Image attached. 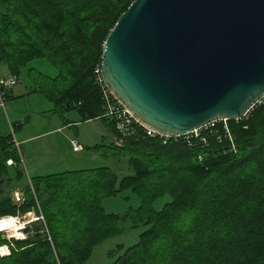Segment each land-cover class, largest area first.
<instances>
[{"label": "trees", "instance_id": "16d2710c", "mask_svg": "<svg viewBox=\"0 0 264 264\" xmlns=\"http://www.w3.org/2000/svg\"><path fill=\"white\" fill-rule=\"evenodd\" d=\"M131 1L0 0V64L19 80L35 69L29 62L48 59L56 76L39 72L63 83L48 95L64 110L100 116L95 67ZM103 120L118 136L115 122ZM203 128L167 141L136 129L121 146H95L125 160L123 176L109 166L27 176L15 137L0 134V218L31 210L44 216L25 239L0 235V246L11 250L0 264H85L125 222L146 229L110 264H264V97L247 117ZM17 184L24 188H16L24 192L21 204L13 200L16 189L7 190ZM130 190L140 198L137 207L120 214L103 206V198Z\"/></svg>", "mask_w": 264, "mask_h": 264}, {"label": "water", "instance_id": "95a60500", "mask_svg": "<svg viewBox=\"0 0 264 264\" xmlns=\"http://www.w3.org/2000/svg\"><path fill=\"white\" fill-rule=\"evenodd\" d=\"M101 67L112 93L160 133L240 119L264 97V0H132Z\"/></svg>", "mask_w": 264, "mask_h": 264}, {"label": "rangeland", "instance_id": "374dc122", "mask_svg": "<svg viewBox=\"0 0 264 264\" xmlns=\"http://www.w3.org/2000/svg\"><path fill=\"white\" fill-rule=\"evenodd\" d=\"M29 65L34 66L35 69H26L21 74V77L19 78L18 83L14 86V88H11L5 92L6 100L4 103H2V100L0 98V134H12L13 137L17 138V133L19 135L24 132L30 133L33 131L35 133H39L41 131L49 129L50 127H53L58 118L61 119L60 115L57 113H52L51 109L54 106L58 109L62 107L60 105H57V103H55V100L51 99V95L48 94H51L50 91L56 93L58 89L63 87V83L61 81L55 82L47 79L42 76L41 72H39L42 71L49 74L50 77H55L58 73L56 67L52 65L48 59L42 57L32 60L31 62H29ZM3 70H7V68L5 64H0V72ZM37 88H40V90H36ZM46 95H48L50 99ZM65 111L66 110H64L63 112ZM2 112L4 113L2 114ZM65 116L74 119L79 118L77 111L73 110L69 113L67 112ZM35 120L37 123V127L34 130L33 121ZM20 122H22L24 125H22L23 127L21 130H18L16 128L17 133H15L16 131L14 129L12 130L10 123L18 124ZM27 123L30 124V127H27ZM68 132L72 135L73 139L75 138L83 146L94 145L103 142H115L114 137L112 139L109 138L112 131L105 121L80 122L72 125V127L68 129ZM47 138L48 136L46 135L42 140H37L32 146L42 144L47 147L50 146L51 143H55L54 139ZM19 151L21 155V167L25 170L27 176H34L33 172L28 169V163H30V159L29 156L24 153L21 142ZM45 161L46 159H41L34 162H37L39 164ZM72 165V169H88L101 166H109L119 176L129 174V171H127L126 169L125 160L113 157V155L107 152V150H105V147L103 146H101L97 150L86 148L72 160ZM10 171L11 173H15V167H10ZM20 184L7 187V190L11 189L10 192H12L13 189H16L18 186H20L22 189L23 185ZM167 200H169L168 196L156 201V208H161ZM102 204L109 212L124 214L129 208L137 207L140 204V198L130 190L124 191L117 195L105 197L103 198ZM34 212L36 216L40 215L37 213V211L34 210ZM19 216L21 220L19 221V223L21 224L20 235L14 236L7 231H0V235L2 237L11 241V239L13 238L25 239L27 236L33 233V231H30L28 233V230L32 226V224L39 222L38 220H35V216L28 215V212H26L25 214H20ZM27 221H29L28 224L25 223ZM123 226L124 230L122 231V233L117 236L108 238L98 244L94 248L91 257L85 264L112 263L120 254L123 253L125 248L138 242L140 234L146 229L144 225H139L137 227L131 228L129 227L128 222L123 223ZM0 248V255H9L11 252L9 244L0 246Z\"/></svg>", "mask_w": 264, "mask_h": 264}, {"label": "crops", "instance_id": "0c3cea01", "mask_svg": "<svg viewBox=\"0 0 264 264\" xmlns=\"http://www.w3.org/2000/svg\"><path fill=\"white\" fill-rule=\"evenodd\" d=\"M9 72L8 70H3L0 72L2 73H7ZM14 88V87H13ZM12 88V89H13ZM36 90H40V88H37ZM14 92V91H13ZM48 98L49 96L46 95ZM50 99V98H49ZM52 100H55L51 96ZM51 100V101H52ZM55 103H58L59 101L56 99ZM1 108V105H0ZM77 111V114L79 118H70L66 117L65 114L70 111ZM52 113H57L60 115L61 119L58 118L57 122L53 127H50L49 129H46L44 131H41L39 133L30 132H24L21 133L20 135L17 133L16 128L18 130L22 129V125H24L22 122L20 123H10L12 130L15 127V133H17V138L15 137V140L18 141L19 143L21 142V145L23 147L24 153L29 156L30 163H28V169H30L34 176H39V175H48V174H54V173H59L67 170H77V169H72V160L79 155L82 151H84L86 148H91L94 150H97L95 146L105 144L103 143H97L94 145H87L83 146V149L79 151H75L72 149V145L70 140H72V135L68 132V129L72 127V125L80 123V122H87V121H105L103 120V117L101 116H96V117H88V115H82L77 108H69L68 110L66 109L65 112L64 108H57L53 107L51 109ZM4 112H2L3 114ZM106 124L109 125L112 133L109 136L110 139L113 137L115 138L116 135L115 131L111 125V123H108L109 121H105ZM13 125V126H12ZM27 127H30V124L27 123ZM33 129L35 130L37 127L36 120L33 121ZM48 136L47 139H54L55 143L50 146L45 147L44 145H36L32 146L37 140H42L45 136ZM75 139V138H74ZM104 140V139H103ZM111 141V140H110ZM80 143V142H79ZM109 143V142H108ZM111 143V142H110ZM41 159H46L45 162L42 163H37L34 161H38ZM34 160V161H33Z\"/></svg>", "mask_w": 264, "mask_h": 264}, {"label": "built area", "instance_id": "2783aa9c", "mask_svg": "<svg viewBox=\"0 0 264 264\" xmlns=\"http://www.w3.org/2000/svg\"><path fill=\"white\" fill-rule=\"evenodd\" d=\"M102 59L98 62V64L95 67V73H96V80L101 85L102 91H103V97L104 100V112L100 115L101 117L108 118L110 120H113L116 125V129L118 131V136L115 137V143L117 145H122L124 138L129 136L130 134L134 133L136 129H141L143 132L149 136H157L159 135L161 138L164 139V141H167L170 138H177L181 135H167L164 133H160L156 131L155 129L149 127L144 122H142L137 116L134 115V113L127 108L110 90V88L107 86V84L104 82L103 74H102ZM18 83V79L14 76V74L7 72L0 74V98L2 100V103L6 100V93L5 89H11ZM260 101V100H259ZM258 101V102H259ZM253 108V107H252ZM251 108V109H252ZM251 109L246 113L244 117H247ZM242 117V118H244ZM240 118V119H242ZM238 120V119H236ZM224 122L226 125L227 119L225 118H219L214 119L204 125L203 127H212L215 126L217 122ZM203 127L196 129L192 132L184 134L185 136H190L191 134L199 135V130ZM227 127V126H226ZM227 132H229V129L227 128ZM16 141V140H15ZM17 147L20 146V143L16 141ZM71 145L74 149V151H81L83 149V146L81 143H79L76 139L71 140ZM9 165H15L16 162L13 159L8 160ZM13 200L17 204H21L25 200L24 192L21 189H16L12 192ZM28 215L35 216V220L41 221L44 220V216L41 214L39 216L35 215L34 210L28 211ZM20 219V216H17ZM27 217V216H26ZM26 224L29 223V221L25 222ZM24 224V225H26Z\"/></svg>", "mask_w": 264, "mask_h": 264}, {"label": "bare ground", "instance_id": "6f19581e", "mask_svg": "<svg viewBox=\"0 0 264 264\" xmlns=\"http://www.w3.org/2000/svg\"><path fill=\"white\" fill-rule=\"evenodd\" d=\"M9 216L10 215H8V217L0 218L1 219L0 220V231H7L14 236L20 235L21 224L19 223V221L21 220L17 216H14V217H9Z\"/></svg>", "mask_w": 264, "mask_h": 264}]
</instances>
